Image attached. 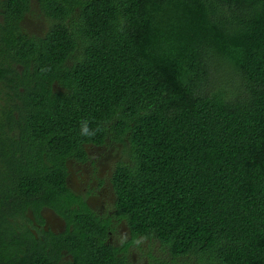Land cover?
Returning a JSON list of instances; mask_svg holds the SVG:
<instances>
[{"label":"trees","instance_id":"trees-1","mask_svg":"<svg viewBox=\"0 0 264 264\" xmlns=\"http://www.w3.org/2000/svg\"><path fill=\"white\" fill-rule=\"evenodd\" d=\"M108 145L100 211L68 166ZM142 239L264 264V0H0V264H132Z\"/></svg>","mask_w":264,"mask_h":264},{"label":"rangeland","instance_id":"rangeland-1","mask_svg":"<svg viewBox=\"0 0 264 264\" xmlns=\"http://www.w3.org/2000/svg\"><path fill=\"white\" fill-rule=\"evenodd\" d=\"M42 13H40L37 10V7L33 4L31 10L27 13L26 17L27 20H31L30 26L29 23H26V27L29 32H38L41 25L46 26L48 25V20ZM92 161L96 162L97 167V173L98 175L96 177L98 178H104L106 171L112 167V165L117 161L118 157H120L119 152L116 151L115 147L112 145H108L105 147H101V149L94 148L92 150ZM102 153H113L114 157H109L108 160H102L101 156H99ZM98 158V159H97ZM87 162L86 164H79L76 167H72L70 169V177H69V185H72L73 187L77 189H81L86 185H90L91 187L98 189L99 185H96L94 181H92V173L89 171V166ZM72 166V164H70ZM70 166V167H71ZM69 167V168H70ZM106 187H103L102 191L104 190V202L106 205H104L103 209H105L108 205V192L105 189ZM101 199L103 198L102 195H99ZM96 197H93L94 202ZM48 221L50 225L53 226V228H57V221L52 215L50 211H48ZM127 238L126 233L119 232V236L114 237V240L116 243H120L121 240H124ZM140 246L143 251H139L137 249H134L132 252V264H149L150 259L148 257V252H152V254L160 260H163L164 262H167L168 264H172L174 258L173 256L167 252L165 249L163 250L162 246L156 242V241H149L146 239L140 240Z\"/></svg>","mask_w":264,"mask_h":264},{"label":"flooded vegetation","instance_id":"flooded-vegetation-1","mask_svg":"<svg viewBox=\"0 0 264 264\" xmlns=\"http://www.w3.org/2000/svg\"><path fill=\"white\" fill-rule=\"evenodd\" d=\"M24 21H26L27 23H31V20L29 22L27 20L26 16L24 17ZM41 27H43V25H41L40 28ZM40 28H39V30H40ZM79 164H86V163H72V166L71 165L68 166V170H69L68 176L69 177L71 175L70 174V169L72 167H76V165L78 166ZM88 166H89V171L92 173V176H93L92 177V181H94L96 185H99V188L98 189H95V188L91 187L90 185H86V186H84L81 189H77V188L73 187L72 185H70V187L72 189H74L75 191H77L78 193H80L82 195V198L85 199V201L87 202V204L89 206H91L93 209H99L100 211H102L103 210V207H104V205H106V203L104 202V197L105 196H104V190L102 191L103 187L100 186L99 183L108 184L107 183V176L110 174V168L111 167L106 171V173H105V176L106 177H104L102 179V178L96 177L98 175L97 168H95V167L98 166V165H96V162H94V161L91 160L88 163ZM105 189L107 190V192H109V202H110L112 200V197H113L112 192L107 187ZM99 190H100V192H99ZM99 195H102L103 198L101 199V197ZM93 197H96L95 198V201H97V202H94ZM56 221L58 223L57 229H60V228H64L65 227V222L64 221H62L61 219H58V218L56 219ZM49 224H50L49 221H46V222H43L42 226L48 225V227H49ZM35 226L38 227L39 225L38 224H35ZM50 226H52V225H50ZM108 240H109V242L114 243L113 236L112 235H109V239Z\"/></svg>","mask_w":264,"mask_h":264},{"label":"clouds","instance_id":"clouds-1","mask_svg":"<svg viewBox=\"0 0 264 264\" xmlns=\"http://www.w3.org/2000/svg\"><path fill=\"white\" fill-rule=\"evenodd\" d=\"M80 130L83 136L91 137L95 135V132L89 129L87 120L81 122ZM137 243H139V241H137Z\"/></svg>","mask_w":264,"mask_h":264}]
</instances>
